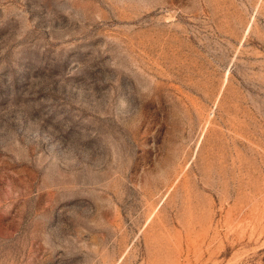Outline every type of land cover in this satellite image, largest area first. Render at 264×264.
Wrapping results in <instances>:
<instances>
[{
    "label": "rangeland",
    "instance_id": "1",
    "mask_svg": "<svg viewBox=\"0 0 264 264\" xmlns=\"http://www.w3.org/2000/svg\"><path fill=\"white\" fill-rule=\"evenodd\" d=\"M0 264H264V0H0Z\"/></svg>",
    "mask_w": 264,
    "mask_h": 264
}]
</instances>
